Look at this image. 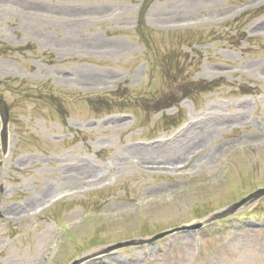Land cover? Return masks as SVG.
<instances>
[{"label": "rangeland", "instance_id": "1", "mask_svg": "<svg viewBox=\"0 0 264 264\" xmlns=\"http://www.w3.org/2000/svg\"><path fill=\"white\" fill-rule=\"evenodd\" d=\"M139 8L150 32L145 50L133 32ZM252 9L239 22L260 38L250 45L227 26ZM33 10L84 17L60 24ZM255 10L264 0H0V41L15 48L0 51V96L10 105L0 149V264H69L106 244L202 221L264 186V12ZM29 43L33 50L23 52ZM158 60L169 73L160 66L150 76ZM173 70L205 84L194 104L163 93ZM20 80H49L71 94L66 119L48 96L15 88ZM118 83L149 87V101L183 100L160 112L135 100L127 110L94 112L85 98ZM243 84L256 92L238 93ZM177 109L185 120L170 128ZM247 209L240 216L264 223V198ZM237 221L207 225L199 241L179 232L102 259L264 264V224Z\"/></svg>", "mask_w": 264, "mask_h": 264}, {"label": "water", "instance_id": "2", "mask_svg": "<svg viewBox=\"0 0 264 264\" xmlns=\"http://www.w3.org/2000/svg\"><path fill=\"white\" fill-rule=\"evenodd\" d=\"M0 109H1V111L3 113V122L5 123L6 119H7L6 118V106H5V104H4V102L2 100H0ZM5 135H6V133H5V127H4V130H3V143L5 142ZM80 261L81 260L78 259V260L73 261L71 264H78Z\"/></svg>", "mask_w": 264, "mask_h": 264}]
</instances>
